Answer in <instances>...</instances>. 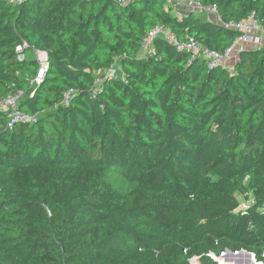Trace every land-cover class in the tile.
<instances>
[{"label":"trees","instance_id":"1","mask_svg":"<svg viewBox=\"0 0 264 264\" xmlns=\"http://www.w3.org/2000/svg\"><path fill=\"white\" fill-rule=\"evenodd\" d=\"M190 1H0V99L14 84L35 117L8 130L0 111V264L264 263V48L231 72L161 38L139 51L164 26L223 53L239 33L205 8L264 27V0Z\"/></svg>","mask_w":264,"mask_h":264},{"label":"built area","instance_id":"2","mask_svg":"<svg viewBox=\"0 0 264 264\" xmlns=\"http://www.w3.org/2000/svg\"><path fill=\"white\" fill-rule=\"evenodd\" d=\"M4 1L10 5H20L23 0H0ZM132 0H120V3L127 4ZM191 2L190 0H188ZM195 9L202 10V8L191 2ZM207 13L216 14L219 25L223 28L236 31L239 36L223 53L216 50L204 48L198 41L193 37H189L185 40L179 39V37L173 34L170 29L164 26H157L152 29L140 46V57L143 59H149L155 56V50L153 43L155 40L161 38L167 41L176 51L180 53H185L188 55L189 61L196 59L202 60L205 67L208 70L215 69H226L230 67V63L235 60L240 55L241 51L249 48H264V27L260 25L254 15H251L247 19L238 21L224 23L221 21L217 15L216 9L214 7L205 8ZM177 17L180 15L175 13ZM27 48L25 43L19 44L16 47V52L18 53V60L23 59V52ZM36 59L39 63V69L36 73L34 79L30 82V87L36 88L37 85L41 84L46 76L47 72V56L45 52L35 51ZM116 76V67L112 64L104 73L102 78H111ZM100 78L99 80H102ZM11 91L5 97L0 99V111L6 115V129L12 130L15 124L18 123H33L35 117L24 113L19 109V102L25 95L22 89H18L14 84L11 85ZM71 95V92H67L65 95L64 102L66 103ZM237 252H235L236 254ZM222 253L221 255H224ZM220 255V256H221ZM255 264H264L263 262H256Z\"/></svg>","mask_w":264,"mask_h":264},{"label":"rangeland","instance_id":"3","mask_svg":"<svg viewBox=\"0 0 264 264\" xmlns=\"http://www.w3.org/2000/svg\"><path fill=\"white\" fill-rule=\"evenodd\" d=\"M170 4H172V2H173V0H167ZM183 1V0H182ZM184 3H185V5H186V8L184 7H178V6H176V10H177V13L179 14V15H181L180 14V12H184V13H187V12H189V11H191V10H193V9H195V7H194V5L191 3V2H189V1H187V0H184ZM206 18L209 20V21H211V22H213V23H216V24H219V20H218V18H217V16H216V14H213V13H206ZM117 66V65H116ZM235 66V62L234 61H232L231 63H230V67H228V68H226L229 72H231V71H233V67ZM118 68V67H117ZM118 75L120 74L121 75V73L123 72L122 71V69L119 67L118 68ZM244 202V201H243ZM242 202V203H243ZM196 260V259H195ZM197 262V261H196ZM197 264H199V263H197ZM223 264H254L253 262H249L248 260H247V258H246V256L245 255H238V256H235V257H227L224 261H223Z\"/></svg>","mask_w":264,"mask_h":264},{"label":"water","instance_id":"4","mask_svg":"<svg viewBox=\"0 0 264 264\" xmlns=\"http://www.w3.org/2000/svg\"><path fill=\"white\" fill-rule=\"evenodd\" d=\"M238 255H246L247 257L249 258H253L252 255L250 253H247L245 251H240V252H237L236 254L235 253H231L229 251L225 252L224 255H221L219 256L218 258H215L214 260L217 262V264H223V261L227 258V257H235V256H238ZM254 262V261H253ZM190 264H197L195 258H192L190 260ZM255 264V262H254Z\"/></svg>","mask_w":264,"mask_h":264},{"label":"crops","instance_id":"5","mask_svg":"<svg viewBox=\"0 0 264 264\" xmlns=\"http://www.w3.org/2000/svg\"><path fill=\"white\" fill-rule=\"evenodd\" d=\"M171 5H172L173 10H174L175 13H177L176 6H178L179 8L180 7H183V8L185 7L186 8V5L184 3V0L183 1L182 0H173V2H172ZM180 14L183 15L185 13L184 12H180Z\"/></svg>","mask_w":264,"mask_h":264}]
</instances>
